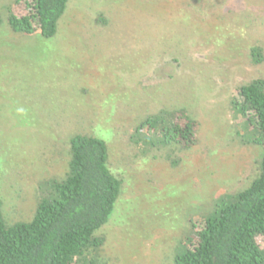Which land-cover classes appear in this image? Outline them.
Masks as SVG:
<instances>
[{"label": "rangeland", "instance_id": "1", "mask_svg": "<svg viewBox=\"0 0 264 264\" xmlns=\"http://www.w3.org/2000/svg\"><path fill=\"white\" fill-rule=\"evenodd\" d=\"M13 2L0 0L4 222L32 218L44 184L65 175L70 136L91 134L121 188L94 232L101 243L78 260L174 264L195 225L260 172L264 147L230 100L264 78V61L248 56L249 45L264 50V0H69L47 39L9 29ZM180 108L197 122V144L148 150L137 140L145 118Z\"/></svg>", "mask_w": 264, "mask_h": 264}, {"label": "trees", "instance_id": "2", "mask_svg": "<svg viewBox=\"0 0 264 264\" xmlns=\"http://www.w3.org/2000/svg\"><path fill=\"white\" fill-rule=\"evenodd\" d=\"M68 1L14 0L5 23L13 33L51 38ZM248 56L251 64L262 63L263 47L249 45ZM230 106L248 140L264 147V78L237 87ZM196 125L184 109L162 110L136 127L144 131L137 140L148 150L174 143L191 148L198 143ZM68 141L65 175L44 184L30 220L6 224L0 200V264H85L78 259L101 243L94 232L111 215L121 182L107 165L103 139L76 133ZM259 170L234 201L195 225L190 245L175 254L174 264H264V154Z\"/></svg>", "mask_w": 264, "mask_h": 264}]
</instances>
